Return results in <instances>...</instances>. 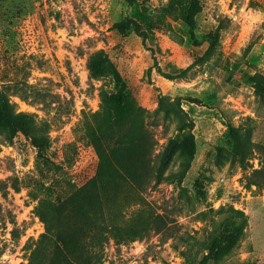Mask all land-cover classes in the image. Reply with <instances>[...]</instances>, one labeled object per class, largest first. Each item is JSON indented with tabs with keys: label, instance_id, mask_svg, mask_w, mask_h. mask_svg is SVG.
Returning <instances> with one entry per match:
<instances>
[{
	"label": "rangeland",
	"instance_id": "rangeland-1",
	"mask_svg": "<svg viewBox=\"0 0 264 264\" xmlns=\"http://www.w3.org/2000/svg\"><path fill=\"white\" fill-rule=\"evenodd\" d=\"M149 2L159 11L171 0ZM198 6L191 24L176 11L138 37L121 24L131 14L124 0H0V87L10 90L17 112L45 124L50 160L41 164L21 131L9 142L0 136V264H24L27 244L43 232L29 195L33 180L68 195L95 174L99 154L82 123L99 109V91L120 84L131 90L156 142L153 155L175 128L156 111L160 96L178 98L192 120L195 154L180 182H150L141 190L113 179L109 201L121 218L110 223L103 264H264V188L247 185L250 168L231 157L227 138L229 126L246 130L254 150L249 165L258 167L264 100L236 72L264 74V0H199ZM218 25V44L203 60L204 36ZM98 52L116 75L91 77L87 63ZM222 145L227 157L216 164ZM178 164L174 156L165 176ZM68 226L66 215L55 229ZM131 228L140 236H126ZM211 243L215 257L207 251Z\"/></svg>",
	"mask_w": 264,
	"mask_h": 264
},
{
	"label": "trees",
	"instance_id": "trees-1",
	"mask_svg": "<svg viewBox=\"0 0 264 264\" xmlns=\"http://www.w3.org/2000/svg\"><path fill=\"white\" fill-rule=\"evenodd\" d=\"M130 7V17L123 24L130 28L138 37H144L155 23L166 15H178L187 24L193 22V17L199 11V0H171L159 11L150 5L149 0H124ZM221 25L206 34L204 40L207 48L201 59L208 60L215 51L219 41ZM250 44L246 47V51ZM100 53L91 56L87 63L91 77L116 75L111 62L100 57ZM238 79L251 84L255 94L264 100V74L255 72L246 76L236 72ZM10 90L0 87V136L8 142L16 131L27 135L37 149V158L41 164L50 162L47 151L49 138L45 124L36 122L31 114L17 112L10 102ZM99 109L86 116L82 129L86 140L99 154L95 174L84 184L74 187L68 195H60L51 184L33 180L31 199L35 200L33 211L43 224L41 232L35 240L27 244L28 257L24 264H103L104 247L109 242L110 223L121 218V212L109 201L111 194L107 191L114 180H128L134 186L144 190L152 182L158 184L163 180L180 182L186 175L195 154V142L192 134L193 122L181 108L178 98L160 96L156 111L163 117L173 120L174 134L166 139L165 144L153 155L155 141L139 117L135 108L131 90L120 84L113 91H99ZM228 141H231V157L242 170H250L247 175V185L264 188V146H256L260 153L258 167L249 165L254 150L249 133L237 127H228ZM105 150L100 151L102 145ZM226 146H218L215 156L216 164L227 157ZM177 156V169L165 176L172 159ZM53 165V164H52ZM57 169V165L54 166ZM240 216L243 213L229 208ZM69 216V226L66 230H56L62 219ZM116 227V226H113ZM161 231L160 228L156 232ZM140 236L138 229L131 228L126 236ZM117 232V245L122 242ZM211 245V247H210ZM207 251L215 257L217 251L211 243ZM176 249V248H175ZM179 255L187 259L185 251Z\"/></svg>",
	"mask_w": 264,
	"mask_h": 264
}]
</instances>
